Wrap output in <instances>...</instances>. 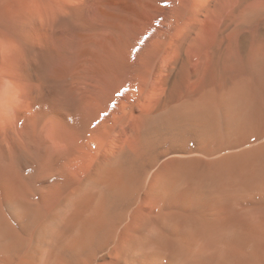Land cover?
<instances>
[{
  "label": "bare ground",
  "instance_id": "obj_1",
  "mask_svg": "<svg viewBox=\"0 0 264 264\" xmlns=\"http://www.w3.org/2000/svg\"><path fill=\"white\" fill-rule=\"evenodd\" d=\"M0 264H264V0H0Z\"/></svg>",
  "mask_w": 264,
  "mask_h": 264
},
{
  "label": "snow or ice",
  "instance_id": "obj_2",
  "mask_svg": "<svg viewBox=\"0 0 264 264\" xmlns=\"http://www.w3.org/2000/svg\"><path fill=\"white\" fill-rule=\"evenodd\" d=\"M95 125H93V127H94Z\"/></svg>",
  "mask_w": 264,
  "mask_h": 264
}]
</instances>
